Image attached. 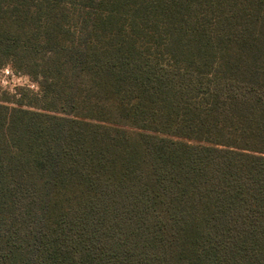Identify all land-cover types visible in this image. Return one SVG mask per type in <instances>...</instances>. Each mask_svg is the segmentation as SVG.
Returning a JSON list of instances; mask_svg holds the SVG:
<instances>
[{"label": "trees", "instance_id": "1", "mask_svg": "<svg viewBox=\"0 0 264 264\" xmlns=\"http://www.w3.org/2000/svg\"><path fill=\"white\" fill-rule=\"evenodd\" d=\"M0 264H264V0H0Z\"/></svg>", "mask_w": 264, "mask_h": 264}, {"label": "rangeland", "instance_id": "2", "mask_svg": "<svg viewBox=\"0 0 264 264\" xmlns=\"http://www.w3.org/2000/svg\"><path fill=\"white\" fill-rule=\"evenodd\" d=\"M7 67L0 69V99L4 96L6 92L15 93L18 87H32L33 84L28 77L20 75L14 72L15 77H7L4 70ZM31 89L36 90V87Z\"/></svg>", "mask_w": 264, "mask_h": 264}, {"label": "built area", "instance_id": "3", "mask_svg": "<svg viewBox=\"0 0 264 264\" xmlns=\"http://www.w3.org/2000/svg\"><path fill=\"white\" fill-rule=\"evenodd\" d=\"M4 73L7 77H15V74H14V71L10 68V67H7L5 70H4ZM32 87H29V88H33V87H36V85L33 83L31 85Z\"/></svg>", "mask_w": 264, "mask_h": 264}]
</instances>
